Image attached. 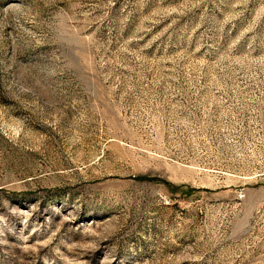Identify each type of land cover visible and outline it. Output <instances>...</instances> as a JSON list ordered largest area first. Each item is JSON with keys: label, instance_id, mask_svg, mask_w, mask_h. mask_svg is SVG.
<instances>
[{"label": "rangeland", "instance_id": "374dc122", "mask_svg": "<svg viewBox=\"0 0 264 264\" xmlns=\"http://www.w3.org/2000/svg\"><path fill=\"white\" fill-rule=\"evenodd\" d=\"M0 264H264V0H0Z\"/></svg>", "mask_w": 264, "mask_h": 264}]
</instances>
